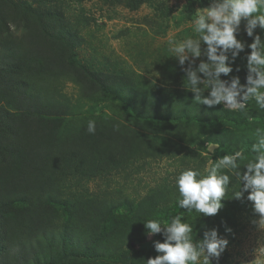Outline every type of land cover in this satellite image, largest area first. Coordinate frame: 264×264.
Listing matches in <instances>:
<instances>
[{
    "label": "rangeland",
    "instance_id": "1",
    "mask_svg": "<svg viewBox=\"0 0 264 264\" xmlns=\"http://www.w3.org/2000/svg\"><path fill=\"white\" fill-rule=\"evenodd\" d=\"M208 3L209 0H0V175L5 167H13L8 156L10 148L24 141L30 143L27 148L52 154L53 162L48 166L57 173L52 183L61 187L59 192L75 207L66 205L65 211L72 212L70 218L81 216L87 201L94 203L92 215L95 208L116 211L117 219L105 225L106 236L98 237L96 247H91L96 262L106 264L112 258L128 260V264H147L148 258L158 255L154 242H163V236H148L144 222L182 214L184 222L193 226L194 241L213 228L228 239L219 261L213 260L212 264H264V255L256 254L264 245V229L253 223L259 219L253 208L238 203L247 199L248 193L239 199L232 196L239 189L234 176L222 200L224 207L215 216L189 213L177 206L180 196L175 177L182 170L192 167L203 172L210 161L215 163L223 155L239 150L232 144L246 138L253 140L256 128H264L260 113L255 118L260 122L248 117L253 125L243 129L238 117L242 112L194 102V94L184 86L182 67L171 57L169 40L195 37V11ZM24 4L34 13H26ZM41 22L46 23L42 26ZM241 28L238 39L250 44L252 38L243 32V22ZM256 33L264 39V31L257 28ZM21 41L24 48L19 45ZM30 49L34 62L29 70L22 57L28 56ZM248 52L246 47L240 53L230 74L239 76L242 84ZM15 65L27 72L31 98L17 83ZM237 66L239 72L235 71ZM92 74L101 76L110 92L119 98L96 88L90 80ZM35 98L40 100L38 104ZM250 105L256 104L252 101ZM222 110L231 112L226 120L222 119ZM90 120L96 122L95 134L87 131ZM210 138L225 141L229 151L207 153ZM50 145L66 149L74 159L69 163L57 160ZM99 146L121 155L123 165L114 167L106 162L104 170L89 180L76 178L67 182V167L79 161L75 156L84 161L88 151ZM247 159L241 163V172ZM0 197L6 199L7 194ZM131 206L139 208L129 214ZM61 207L41 214L42 227L38 231L33 203L22 207L24 214L17 218L13 230L26 234L33 229L36 240L24 243L27 259L16 264L58 262L57 252L68 249V254L73 248L89 256V245L84 240L89 235L72 234V240L64 236ZM120 215L125 217L120 219ZM26 218L29 222L23 225ZM99 226L105 229L103 224ZM225 227L231 228V233ZM81 228L93 231L87 220ZM5 229L1 227V232ZM117 248L128 259L123 255L117 258ZM61 260L63 264H89V258L75 253Z\"/></svg>",
    "mask_w": 264,
    "mask_h": 264
},
{
    "label": "clouds",
    "instance_id": "2",
    "mask_svg": "<svg viewBox=\"0 0 264 264\" xmlns=\"http://www.w3.org/2000/svg\"><path fill=\"white\" fill-rule=\"evenodd\" d=\"M195 12V37L168 42L171 57L185 73L184 86L194 94V102L209 108L223 105L230 111L246 112L254 101L264 110V39L256 33L257 28L264 31V0H209L208 6ZM242 22L243 32L252 38L250 44L238 39ZM246 47L250 52L246 54V77L242 84L239 76L230 74ZM240 70L235 68L236 72ZM87 131L95 134L94 120L88 122ZM209 147L212 152L220 149L219 145ZM250 151L252 159H247L245 150L239 149L215 163L210 161L203 172L192 167L182 170L175 177L180 196L177 206L189 213L215 216L224 207L222 200L234 176L239 189L232 196L239 199L248 193L247 199L259 217L253 223L264 229V128H256ZM246 159L241 172V163ZM144 227L148 236H163V242H154L158 255L148 258L147 264H212L213 260L219 261L229 243L215 228L204 231L203 238L194 241L193 226L184 222L182 214L163 221L147 220ZM225 231L232 230L225 227ZM256 254L264 255V245Z\"/></svg>",
    "mask_w": 264,
    "mask_h": 264
},
{
    "label": "trees",
    "instance_id": "3",
    "mask_svg": "<svg viewBox=\"0 0 264 264\" xmlns=\"http://www.w3.org/2000/svg\"><path fill=\"white\" fill-rule=\"evenodd\" d=\"M23 10L29 14L34 13V11L26 4H24ZM45 23L46 22H41V25L44 26ZM41 37V41L43 42V39L45 38L44 29H42L41 31ZM11 44L12 43L7 46H10ZM19 45L23 48L25 47L22 41L21 43H19ZM11 51L13 50L11 49ZM33 55L34 54H32L31 50L28 56L23 55L22 57V63L29 64V70L30 64H33L34 62ZM13 60L17 64H19L15 58H13ZM14 67V76L19 79L17 80L18 85L22 86L24 90H27L28 88L30 89L31 85L29 83V80L26 79L27 72L20 65H15ZM90 78V80H93V85L100 91L107 93L113 97L119 98L117 94L115 95L113 92H110L108 84L102 79L101 76L92 74L90 75ZM87 81L89 82V74L87 75ZM30 93V90L26 91L27 96L31 98L32 95H29ZM33 101L38 104L40 100L38 98H35V100ZM222 113V119L224 120H226L227 117L231 114L230 111L226 110H222ZM259 113L260 116L264 118V113L261 111V109L258 108L257 105H250L246 113H239L238 117L243 124V129L250 127V125H253V123L249 122L248 117H252L253 119H255L259 116ZM258 122L260 121L257 120V122L255 123ZM253 140L255 142V139ZM253 140L248 141L246 138L242 139L240 143L232 145L235 147L238 146V149H244L246 154L253 156L250 151ZM23 142L24 141L17 142V146L10 148V155L8 156L12 160L11 164L13 167H5L0 175L2 176L0 177V194H7L6 199L0 197V264H16L18 261L27 259L26 254L24 253V249L26 247L24 243H30L36 240L35 232L32 229L30 232L22 234L14 231L13 225L19 216H23L24 212L22 207L24 205L25 207H28L29 203H33L35 207V225L37 226L36 231H38V229L42 227V225L40 224L42 223L41 214L45 212L49 213L53 211L55 206L58 207L59 205H61L62 207L60 209H63L64 213V236L66 237V239L72 240V237H70L72 234H86L85 236L89 235V237L84 239L87 246L89 245V247L86 248L89 256L85 253V251L81 252L80 254V252L76 251V248H73V251L70 250L67 254L68 249H65L64 252L60 254L57 252L55 254L56 259L58 258V262H52V260H50V264H63L61 258L68 259L72 256V253L79 254L87 259L89 258V264H101L100 262H96L98 261L97 256L93 254L92 248L96 247V241L98 237H105L108 233L105 225L108 223L111 224L114 220L117 219V216L115 215L116 211L114 212L112 206L110 207L111 210H113L112 213L109 210H104L103 212H101L100 210H98V208H95L94 214L92 215L91 210L92 208H94V203L92 201H87L82 208V215L70 218L72 212L70 209L67 212L65 211L66 205H68L69 208L72 209H74L75 207L70 206L67 202L66 196L63 197L62 193L59 192V189L61 187L57 184L52 183L53 178L57 174L55 170L49 169L48 166L49 163L53 162V157H51L52 154L47 152L45 149L44 150L46 152L27 148L30 143ZM208 142L209 144H218L220 146V149L215 150V155L219 154L220 152L224 153L229 151L230 145H226L225 141H219L215 138H210L208 139ZM100 144L101 141L99 142V145ZM50 148L52 151L56 152V155L58 157H55L57 160H62L65 163H69L74 159L73 155L65 151L66 149H55V146L51 145ZM205 151L208 153L207 148L205 149ZM86 155L84 161H80L79 157L75 156V158L79 161L73 162L70 166L67 167V169H69V172H67V174L65 175V177H69L67 182L74 181L76 178H78L79 181H84L85 179L89 180V178L96 176L97 172H101L104 170V163L108 162L114 167H119L123 165V160H125L121 155L110 150H104L101 146H99V149L98 147H93L92 152L88 151ZM212 158L214 159V155L212 156ZM64 179L66 180V178ZM238 203H241V205L243 204L248 208L252 207V202L247 199L238 200ZM138 208L131 206V208L127 212H129V214L133 213L132 211H136L138 210ZM123 217L125 216H119L120 219H122ZM6 218H8V220ZM86 220L89 221V224H91V228L93 229V231L90 230L88 232L81 228V225L86 222ZM28 222L29 218H26L23 225ZM99 223L103 224V226L105 227L104 230L103 228L100 229ZM1 227L6 228L5 231L1 232ZM102 234L103 236H101ZM115 250L119 251V253L116 255L117 258L122 257V255L124 256L121 249L117 248ZM115 250H112L113 253L116 252ZM124 258L128 259V257L125 256ZM111 259L112 258L107 260L106 264H128V260L122 259L119 261H113Z\"/></svg>",
    "mask_w": 264,
    "mask_h": 264
},
{
    "label": "water",
    "instance_id": "4",
    "mask_svg": "<svg viewBox=\"0 0 264 264\" xmlns=\"http://www.w3.org/2000/svg\"><path fill=\"white\" fill-rule=\"evenodd\" d=\"M209 146H215L214 144H210ZM207 147V151L209 152V153H211L212 151L210 150V147Z\"/></svg>",
    "mask_w": 264,
    "mask_h": 264
}]
</instances>
